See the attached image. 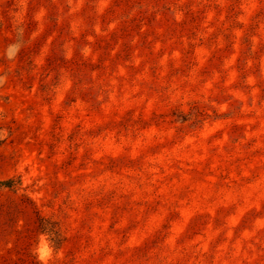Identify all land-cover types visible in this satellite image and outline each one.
I'll list each match as a JSON object with an SVG mask.
<instances>
[{
  "label": "rangeland",
  "instance_id": "obj_1",
  "mask_svg": "<svg viewBox=\"0 0 264 264\" xmlns=\"http://www.w3.org/2000/svg\"><path fill=\"white\" fill-rule=\"evenodd\" d=\"M0 264H264V0H0Z\"/></svg>",
  "mask_w": 264,
  "mask_h": 264
},
{
  "label": "trees",
  "instance_id": "obj_2",
  "mask_svg": "<svg viewBox=\"0 0 264 264\" xmlns=\"http://www.w3.org/2000/svg\"><path fill=\"white\" fill-rule=\"evenodd\" d=\"M4 184H6V186H9V187L13 186V184H12V181H11V180L5 181V183H4Z\"/></svg>",
  "mask_w": 264,
  "mask_h": 264
}]
</instances>
